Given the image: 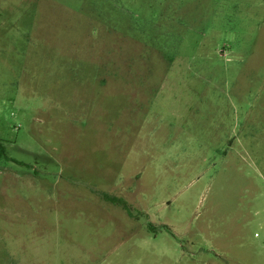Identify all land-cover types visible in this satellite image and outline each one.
Here are the masks:
<instances>
[{
    "label": "rangeland",
    "instance_id": "1",
    "mask_svg": "<svg viewBox=\"0 0 264 264\" xmlns=\"http://www.w3.org/2000/svg\"><path fill=\"white\" fill-rule=\"evenodd\" d=\"M0 141V264H264V0H0Z\"/></svg>",
    "mask_w": 264,
    "mask_h": 264
},
{
    "label": "trees",
    "instance_id": "2",
    "mask_svg": "<svg viewBox=\"0 0 264 264\" xmlns=\"http://www.w3.org/2000/svg\"><path fill=\"white\" fill-rule=\"evenodd\" d=\"M5 152H6V149H5V147L2 145V143L0 141V159L5 156ZM104 198L109 203L117 205V206H120L124 210H126L128 213H130L129 207H128V205H127V203H126V201L124 199L118 198V197H110L108 195H104Z\"/></svg>",
    "mask_w": 264,
    "mask_h": 264
},
{
    "label": "built area",
    "instance_id": "3",
    "mask_svg": "<svg viewBox=\"0 0 264 264\" xmlns=\"http://www.w3.org/2000/svg\"><path fill=\"white\" fill-rule=\"evenodd\" d=\"M260 235H259V233H256V237H259Z\"/></svg>",
    "mask_w": 264,
    "mask_h": 264
}]
</instances>
